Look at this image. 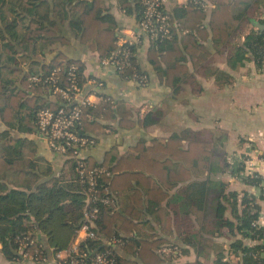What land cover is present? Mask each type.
<instances>
[{"label":"crops","instance_id":"obj_1","mask_svg":"<svg viewBox=\"0 0 264 264\" xmlns=\"http://www.w3.org/2000/svg\"><path fill=\"white\" fill-rule=\"evenodd\" d=\"M55 1L37 0L38 8L48 9L49 18L57 21L59 34L66 40H56L41 47L31 54L30 59L19 58L18 66L22 71L14 82L13 91L24 87L30 82L31 74L43 71V65L62 52L68 58L81 60L83 63L87 91L83 94L88 96L90 103H99L102 94L114 102L113 115L98 118L103 125L92 132L97 141L83 151L85 156L91 157L96 163L109 160L114 164L121 156L137 153L134 147L139 142L145 146H153L155 141L165 142L173 135H179L185 146L191 140L204 141L209 151L206 159L195 165L190 164L189 179L165 188L172 197L177 193L185 195L192 192L194 183L205 181L209 190L203 208L194 205L188 208V215H182L181 212L176 214L181 207L176 204L171 207L167 199L163 201L165 207L153 206L149 204L145 191L143 204L146 207H126L131 200L124 195L118 198L119 212L130 208L136 213L134 216L138 228L133 232L135 237L149 241L157 239L159 244L172 243L178 245L180 251L161 254L159 250L156 255L146 252L139 256L137 251L131 254L116 244L117 251L128 260L127 264H219L217 259L220 253L224 254V259L229 264H245L243 254L240 249L232 246V242L243 238V243L251 246L258 240L249 236L242 237L239 231H230L228 228L219 230L215 209L224 193L233 190L239 196L244 191L253 194L254 202L264 211V65L262 68L258 67L249 54L242 62L235 65L230 63V57L246 35L260 28L255 21L262 22L264 19V0H253L254 3L242 15L241 22L222 46L216 47L211 35L203 37L201 40L209 51L203 53V60L197 64L189 60L188 75L174 85L168 84L166 77L161 76L150 64L148 50L151 41L145 39L137 47V64L149 75V81L142 85L128 75H122L114 65L104 63L103 59L109 55L102 57L96 49L83 42L81 36L70 27V18L64 19ZM86 1L91 0H82L77 6H72L77 4L75 1L71 9L74 7L75 11H79L85 7ZM122 1L101 0L102 13L115 21L117 35L121 28L129 30L138 26L137 3L135 0H128L132 4V11H129L122 6ZM215 5L208 9L205 25L208 24ZM235 12L238 13V7ZM18 51L15 52L16 56L20 55L21 51ZM27 72L29 74L25 77ZM91 79H100L104 85L101 88L95 87ZM44 96L56 98L53 93H45ZM125 112L127 116L123 119ZM130 119L135 124L128 125ZM6 128L15 136L23 138V141L15 167H7L0 151V179L10 186L26 189L35 187L42 181L50 184L54 178L64 181L70 178V157L51 148L48 141L37 133L36 128L28 131L25 127H9L0 117V141L1 132ZM232 159L235 167L231 163ZM140 162L144 164L147 159ZM241 171H245L247 177L257 175L258 183L247 182L244 179L246 175H240ZM128 176L122 179L125 183L123 185L127 186L123 193L134 189L128 183ZM150 177L152 179L147 181L146 175H141L138 179L141 188L162 185L156 175ZM136 181L134 179L133 183L137 185ZM225 203L228 207L226 216L234 218L229 204ZM0 264L64 263L51 250L46 260L32 257L12 260L0 250Z\"/></svg>","mask_w":264,"mask_h":264},{"label":"trees","instance_id":"obj_2","mask_svg":"<svg viewBox=\"0 0 264 264\" xmlns=\"http://www.w3.org/2000/svg\"><path fill=\"white\" fill-rule=\"evenodd\" d=\"M75 1L77 4L72 5ZM81 1L56 0L55 5L62 11L64 19L70 18V27L81 36L83 42L96 49L102 57L110 55L117 46L118 35L115 31V21L102 13L101 0L86 1L85 7L79 11H75L74 7L71 9V5L77 6ZM213 1L216 5L207 25L204 24L207 9L192 2L187 6L173 2L171 6L173 15L183 19V27L188 31L175 33L173 38L149 40L151 41L148 50L149 62L161 76L166 77L168 84L174 85L188 75L189 60L194 64L203 60V53L209 51L201 40L203 37L211 35L214 45L222 46L228 40L232 30L241 22L242 15L244 16L248 7L254 3L253 0ZM135 2L137 11H140L139 0ZM122 6L132 11L130 1L123 0ZM239 6L243 8L240 9ZM38 7L37 0H0V117L7 126L25 127L28 131L37 129L39 108L47 106L55 109L63 102L61 95L58 94H55L54 99L44 96L45 93H51L49 84L43 86L31 80L24 87L13 91L14 82L22 71L18 66L19 58L30 59L31 54L36 53L41 47L56 40H66L59 34L57 21L49 18L48 9L41 10ZM237 7L238 13H234ZM262 22L264 23V19ZM19 47L21 50L18 51ZM17 51H21L19 56L15 55ZM248 54L255 59L258 67H263L264 29L257 28L247 34L230 57V63L235 65L242 62ZM133 59L135 63H138L136 56ZM70 63L78 65L79 74L82 75L81 82L86 83L81 60L68 58L62 52L57 53L51 61L45 63L43 71L39 73H49L53 68L64 65L60 72V83L69 86L67 67ZM120 72L127 76L131 70ZM28 74L29 72L25 77ZM102 96L99 103L84 105L82 120L76 126L79 133L86 134L95 141L97 139L92 132L103 125L98 118L112 116L114 113V102L107 95L102 94ZM123 115L124 119L127 113ZM122 123L125 124L123 121ZM131 124H135L133 119H130L128 123V125ZM1 136L0 151L5 157L7 167H15L23 138L15 136L7 128L1 132ZM134 149L137 153L121 156L114 164L109 160L96 163L91 157H84L89 167L104 166L110 171V173H102L99 185L101 193H107L113 198L110 203H98L102 215L97 221V238L85 240L82 246L86 249H96L100 246L112 247L109 241L118 237L122 240L117 243L119 247L131 254L137 251L139 256H142L146 252L156 255L166 244H159L160 241L157 239L149 241L134 236L133 232L138 228V222L134 216L136 213L130 208H125L124 212L117 210L118 198L121 195L132 202L126 207H146L143 204V191H145L149 204L165 207L163 201L167 199L171 207L175 204L181 207L176 214L181 212L182 215L189 214L190 206L203 208L206 205L209 187L205 181L194 183L192 192L185 195L177 193L172 197L167 191L178 182L190 178V164L195 165L209 156L204 141L191 140L185 146L179 135H173L165 142L155 141L153 146H145L139 142ZM70 159L72 174L65 181L54 178L50 184L42 181L35 187L24 189L10 186L8 182L0 179V250L7 258L12 260L22 258L17 249L24 234H29L34 239L29 246L31 252L36 253L40 246L39 255L46 257L50 255V250L55 253L66 249L74 240L87 205V194L83 190V184L76 170V162L72 157ZM142 159H147V162L142 164L140 162ZM142 174L146 175L147 181L152 179L150 176L156 175L162 185L155 188L151 186L141 188L138 179ZM126 175H130L128 183L134 189L123 193L127 186L123 185L122 179L127 178ZM134 179H137V185L133 183ZM244 179L249 183H258L257 175L246 176ZM225 202L229 204L234 218L226 216L228 207ZM260 211L261 207L254 202L253 194L244 191L242 196H239L233 190L224 193L215 209L219 230L228 228L230 231H239L242 237L249 236L258 240L251 246L244 244L243 238L232 242V246L240 249L243 254L242 259L245 264H264V225L257 223ZM167 244L177 247V252L180 251L178 245ZM217 261L219 264H229L224 259L223 253L219 254ZM127 262L128 260L117 251V264H127Z\"/></svg>","mask_w":264,"mask_h":264},{"label":"built area","instance_id":"obj_3","mask_svg":"<svg viewBox=\"0 0 264 264\" xmlns=\"http://www.w3.org/2000/svg\"><path fill=\"white\" fill-rule=\"evenodd\" d=\"M173 2L185 6L192 2L207 10L215 5L213 0H139L141 8L137 28L129 30L121 28L116 48L103 59V62L114 65L119 71L127 72L130 69L131 72L127 75L145 85L149 81V75L146 71L141 70L133 59L137 55L136 45L138 47L145 39L173 38L175 33L180 34L188 31L183 27V19L173 15L170 6V3ZM63 67L64 65H59L49 73L38 72L30 76L33 83L43 86L49 84L51 93L61 95L63 102L60 106L55 109L44 106L37 111V133L48 141L51 148L75 160L83 190L87 194V205L74 240L68 248L56 251L54 255L64 264H117L115 249L116 244L122 241L120 238L114 237L109 241L112 247L103 248L100 246L96 249H86L82 246L85 240L97 238V221L102 215L98 203H110L113 198L107 193H101L99 185L102 173H110V171L104 166L89 167L88 162L84 159L83 151L94 145L95 139L79 133L76 129L77 124L82 120L84 105L91 102L88 96L83 94L86 91V83L81 82L82 75L79 74L78 65L70 63L67 67L70 84L69 86L62 85L60 72ZM91 82L99 88L104 85L100 79H91ZM233 162L232 159L231 163L235 167ZM240 175L247 176L245 171H241ZM257 223L264 225V211L262 210ZM33 241L31 235L24 234L20 239L18 252L22 257L46 260L48 257L40 256L38 253L41 252L40 246L37 248L39 251L31 252L29 246ZM175 251H177V247L167 243L160 249L161 253Z\"/></svg>","mask_w":264,"mask_h":264},{"label":"water","instance_id":"obj_4","mask_svg":"<svg viewBox=\"0 0 264 264\" xmlns=\"http://www.w3.org/2000/svg\"><path fill=\"white\" fill-rule=\"evenodd\" d=\"M256 25H258V27H260L261 29H264V23L260 22V21H255Z\"/></svg>","mask_w":264,"mask_h":264}]
</instances>
